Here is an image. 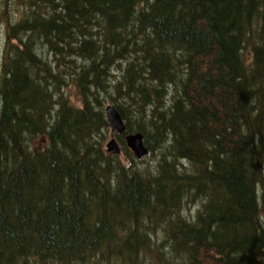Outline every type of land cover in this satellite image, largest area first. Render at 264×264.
<instances>
[{
    "label": "trees",
    "instance_id": "1",
    "mask_svg": "<svg viewBox=\"0 0 264 264\" xmlns=\"http://www.w3.org/2000/svg\"><path fill=\"white\" fill-rule=\"evenodd\" d=\"M18 1L0 264H264V0Z\"/></svg>",
    "mask_w": 264,
    "mask_h": 264
},
{
    "label": "water",
    "instance_id": "2",
    "mask_svg": "<svg viewBox=\"0 0 264 264\" xmlns=\"http://www.w3.org/2000/svg\"><path fill=\"white\" fill-rule=\"evenodd\" d=\"M105 114L111 132H116L119 134L122 133L124 131V124L116 108L111 104L106 105ZM124 139L127 148L131 150L135 157L141 158L148 153V150L144 145L143 136L141 133L137 132L126 134ZM106 149L115 154H119L121 152V148L114 136H112L106 142Z\"/></svg>",
    "mask_w": 264,
    "mask_h": 264
},
{
    "label": "rangeland",
    "instance_id": "3",
    "mask_svg": "<svg viewBox=\"0 0 264 264\" xmlns=\"http://www.w3.org/2000/svg\"><path fill=\"white\" fill-rule=\"evenodd\" d=\"M18 2H19L18 0H0V60H1V56H4L6 50L5 46H3L4 19L7 18V16L11 17V19H15L17 17L18 11L15 9V7H17ZM2 9H6V11ZM42 57L47 58L46 55H43ZM71 97H72L71 103L77 104L76 98L73 95H71ZM110 137H111V133L109 132L107 139H109ZM123 162H125L124 159Z\"/></svg>",
    "mask_w": 264,
    "mask_h": 264
}]
</instances>
